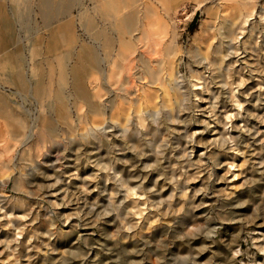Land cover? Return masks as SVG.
Instances as JSON below:
<instances>
[{"label":"rangeland","instance_id":"374dc122","mask_svg":"<svg viewBox=\"0 0 264 264\" xmlns=\"http://www.w3.org/2000/svg\"><path fill=\"white\" fill-rule=\"evenodd\" d=\"M34 1L0 0V264H264V0H82L111 51L139 38L167 68L103 96L95 69L72 87L78 13L63 60Z\"/></svg>","mask_w":264,"mask_h":264},{"label":"bare ground","instance_id":"6f19581e","mask_svg":"<svg viewBox=\"0 0 264 264\" xmlns=\"http://www.w3.org/2000/svg\"><path fill=\"white\" fill-rule=\"evenodd\" d=\"M46 1L47 0H44L42 5L47 6L48 2H46ZM114 3H115V1H114ZM127 4H128V7H130L131 12L128 13V15L126 17H122L121 23H119V24L123 25V23H124L126 25L127 29L130 32H132L135 30L136 25L138 24V22L140 20L139 19V11H138L139 5H136L135 1H128ZM241 4L245 5V4H248V2H247V0H241ZM67 28H68V30H67L68 38L66 40L63 37L55 36V37L50 38V40H48L46 42V47H47L48 51L51 53H53L57 50H60L62 47L67 46V48L69 50L66 51V53H63L61 55V58L63 60L70 58V56L72 55L70 46L73 44V41H76L72 37L73 36L72 30L69 27H67ZM229 32H227V33L231 34ZM88 33L90 36V42L93 43V46H90V44H88L86 42L78 41V43L80 42V44H79L80 50H79V53L77 54L78 63H76L74 66H72L71 71H70V77H72V87L75 91H77V95H81V92L84 89L83 88L84 81L86 78H88L90 76L89 73L93 69H95L99 74H102L101 81H102V86L103 85L104 86L101 88L105 89V92L103 94H101L102 96L105 95L106 93L110 92V90H111L110 87L112 85L121 84V86H123L125 84V82H127L123 78V73L129 74V72L133 68L134 61H136V63H137L136 66L138 68H137L136 73L139 74L138 76L140 78H143V75H149L150 83L158 84L161 87H163L162 75L164 73H166V71H167V68L165 67L164 61H151V58H148L145 54L138 55L137 59L133 58L134 54L141 47L139 45V42H140L139 38H134V40L129 41L130 42L129 43V47H130L129 52H127L126 49H124V47L126 45H124L123 43H120L118 50L117 51L115 50V52H114L113 47H112V51H111V45H113V40L109 39V37H107L104 34L105 31L103 29H94L93 32L89 31ZM38 43L41 44V43H45V42H38ZM33 47H34V45H33ZM23 50H24L23 44L20 47L18 46V48H17V53H18L17 62L19 65V69H22V67H24L25 63H26V59L24 57V54H23L24 51ZM169 54H170V52H169ZM115 56H118V59L121 61V63L116 59ZM103 64H105L107 67L105 68V66ZM124 64H126V65H124ZM26 72H24V73L19 72L17 75V79H16L17 84L19 85V87H21L22 90L25 89V85H26V80H27V79L25 80V73ZM142 73H144V74H142ZM27 82H30V81L27 80ZM29 89H30V87H29ZM32 89H33L35 94H40L42 92V89H40L38 85H34ZM164 94H166V92H164ZM96 96L98 98H100V95L98 93ZM135 96H136V99L138 101V99L140 98V95H135ZM56 97H57V100L59 102L54 104L53 106L57 107L59 110H65L66 108L64 105L63 97L61 95L56 96ZM114 100L108 101L109 106L112 104V106L110 108L111 109V115H110L111 118L113 116H116V112H113V109H115V108H113V107H115V103H113ZM124 100H126V99H124ZM129 101L133 102L134 101L133 97H131L129 99ZM120 105L121 104H118V106H120ZM120 109H122V108L120 107ZM0 113L2 116H7V115L11 116L12 115L10 111L8 112V110L3 107V104L1 102H0ZM91 113L97 117H99V116L105 117L106 112H105V110H103L102 100H99V102L96 104V106H94V108H92ZM118 114H119V112H118ZM29 137H30V135H29ZM24 144H25V142H24Z\"/></svg>","mask_w":264,"mask_h":264},{"label":"crops","instance_id":"0c3cea01","mask_svg":"<svg viewBox=\"0 0 264 264\" xmlns=\"http://www.w3.org/2000/svg\"><path fill=\"white\" fill-rule=\"evenodd\" d=\"M43 1L44 0L34 1L35 8L33 10L35 12V9H37L36 14L40 16L43 22V28L50 31L49 34L46 32L47 36H64V33L61 31V29L63 28V26H66L67 28L73 25L74 20L71 16L74 11L78 13L76 20L78 22L79 28L82 29L83 35L86 38L88 37L89 31L93 32L94 29H99L98 25L92 19V14H90L88 10H86V8L83 6L82 0H47L46 2H48L49 6L42 5ZM91 1L92 0H90V2ZM16 6L17 11H19V5ZM27 6L28 5H26V7ZM29 7L30 6L27 7V11L29 10ZM13 11L15 10L13 9ZM1 18L2 20H6L7 22L11 20L8 16L5 15H3ZM11 18L12 21L16 22L20 19V16L19 14L14 15L12 13ZM51 29H53L52 32Z\"/></svg>","mask_w":264,"mask_h":264}]
</instances>
